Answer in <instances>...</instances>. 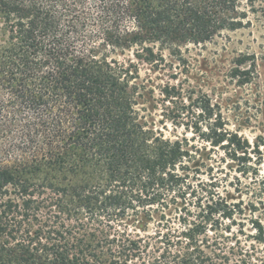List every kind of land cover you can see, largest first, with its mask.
<instances>
[{"label":"trees","instance_id":"trees-1","mask_svg":"<svg viewBox=\"0 0 264 264\" xmlns=\"http://www.w3.org/2000/svg\"><path fill=\"white\" fill-rule=\"evenodd\" d=\"M246 1L0 0V264H264L199 238L240 211L218 194L179 232L146 229L190 193L192 145L147 126L140 103L153 91L140 63L159 69L165 51L181 61L183 48L242 27ZM161 93L183 98L175 85ZM215 107L173 112L255 174L259 145Z\"/></svg>","mask_w":264,"mask_h":264},{"label":"rangeland","instance_id":"rangeland-1","mask_svg":"<svg viewBox=\"0 0 264 264\" xmlns=\"http://www.w3.org/2000/svg\"><path fill=\"white\" fill-rule=\"evenodd\" d=\"M246 2L250 3L249 21H244L242 27L224 32L204 45L183 48L181 61L165 51L166 65L159 69L140 63V78L149 80L153 91L140 106L146 109L141 112L146 115L149 128L165 138L186 140L192 145L187 178L190 193L184 203L171 205L164 219L154 215L146 227L147 233L160 231L162 236L170 231L179 232L184 226L182 217L190 219L189 211L195 212L199 204L218 194L240 211L232 219L219 218L209 224L206 234L199 238L206 239L209 251L215 249L231 259L256 261L264 259V184L260 177L264 162L258 168L261 172H243L242 166L221 148L198 138L192 127H186L185 121L173 112L180 104H214L226 127L246 138L251 147L259 145L264 154V0ZM127 55L131 53L126 52ZM233 68L241 73L231 76ZM166 84L181 88L183 98L166 100L161 93ZM253 222L260 224L263 233ZM262 234L263 240L259 241Z\"/></svg>","mask_w":264,"mask_h":264}]
</instances>
